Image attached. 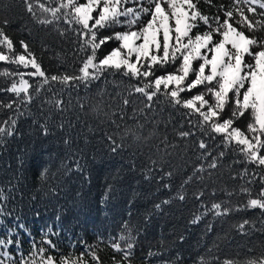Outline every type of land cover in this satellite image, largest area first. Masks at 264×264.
<instances>
[{"label":"trees","instance_id":"16d2710c","mask_svg":"<svg viewBox=\"0 0 264 264\" xmlns=\"http://www.w3.org/2000/svg\"><path fill=\"white\" fill-rule=\"evenodd\" d=\"M42 2L55 7L59 0ZM230 3L213 0L216 6ZM126 7L136 5L130 0ZM199 7L206 15L217 13V7L204 0ZM36 14L51 19L38 7ZM3 19L9 21L5 31L17 51H23L19 42L26 41L48 77L79 74L85 58L79 51L81 37L62 19L42 26L22 0H0ZM147 19L142 17L141 23ZM124 30L121 25L99 29L98 38ZM204 30L200 24L194 31ZM117 46V41L110 40L97 50V56L102 58ZM176 67L158 66L155 75ZM5 70L17 71L15 65L0 61V73ZM25 77L33 86L30 102L21 103V98L0 90V104H13L11 110L0 108V127L7 126L2 122L9 117L16 120L15 134L0 144V191L6 197L0 199V239L20 242L19 252L15 243L8 249L17 264L20 253L28 257L33 244L48 248L45 240L58 249H49V254L75 257L91 249L104 264H113L112 258L119 259L120 253L111 244L129 234L135 244L132 264H199L201 259L206 264L225 260L245 264L264 252V214L259 208L244 207L249 193L256 198L264 189V170L247 163L235 145L226 146L220 136L210 139L193 127L196 116L182 115L185 110L169 106L163 95L154 98L151 110L144 108L145 97L129 95L132 86H143V78L130 79L118 72H104L87 85L72 87L55 82L43 85L39 77ZM12 80L18 81L19 76L0 75V89ZM247 123V115L236 121L242 129ZM129 127L139 140L121 139ZM180 131L193 135L182 138ZM109 136L123 148L110 151ZM201 141L207 144L206 151L199 148ZM213 157L217 167L210 168ZM213 204L221 205V215ZM244 220L249 224L239 231Z\"/></svg>","mask_w":264,"mask_h":264},{"label":"snow or ice","instance_id":"6c2138e0","mask_svg":"<svg viewBox=\"0 0 264 264\" xmlns=\"http://www.w3.org/2000/svg\"><path fill=\"white\" fill-rule=\"evenodd\" d=\"M129 2L59 0L57 6L48 7L42 0H36L35 5L33 0H22L25 10L38 24L48 26L62 19L69 30L76 31L82 41L79 51L85 53V58L80 61L78 75L63 73L48 77L26 41L19 42L23 51H17L14 41L5 31L9 21L0 20V61L15 65L17 69L15 72L5 70L0 75L19 76L18 81L12 80L9 86L0 90L14 94L21 98V103H26L31 100L30 89L33 87L24 78L26 75L41 78L43 85L55 82L68 87L78 83L87 85L99 79L104 72H118L130 79L143 78V86H132L129 95L134 92L145 97L147 103L144 108L151 110L154 98L163 95L164 102L169 106L185 110L182 115L189 118L196 116L192 126L199 128L202 134L210 139L220 136L226 146L235 145V150L244 156L247 163L264 170V35H255L264 33V0H231L228 6H216L213 0H204L210 7H217L214 15L201 11L200 0H131L136 7H126ZM37 7L41 13L49 14L51 19L38 16ZM144 16L148 19L141 23ZM200 24L205 26V30L194 31ZM114 25H121L126 30L98 38L99 29ZM110 40L117 41L118 46L102 58L98 57L97 50ZM197 61L198 67L195 65ZM167 64L178 67L175 71L156 76L157 67ZM20 68L26 71H19ZM29 68L32 71H27ZM194 89L202 90L187 98L181 96V93ZM35 90L39 92L40 89ZM55 103L60 108L61 101ZM123 103L127 105L129 100L125 98ZM0 108L11 110L13 104H0ZM229 108L230 114L225 118ZM246 115L248 123L246 129H242L236 121ZM2 123L7 126L0 127V144L6 137L15 134L16 120L9 117ZM41 128L47 134V128L44 125ZM178 135L187 138L193 133L180 131ZM126 136L140 139L131 127L125 129L121 139ZM108 140L113 153L124 146L111 136ZM199 148L206 151L207 144L201 141ZM223 155L221 152L220 156ZM209 167H217L216 157H213ZM261 180L264 182V175ZM242 191L249 193L246 188ZM249 197L244 207L259 208L264 214V189L256 198H251L250 193ZM0 199H6L2 191ZM180 199H184L183 195ZM212 207L217 210V215L222 214L220 204H213ZM223 214H227V210ZM248 224L249 221L244 220L238 225V230L244 231ZM13 243L19 252V241L0 239V264H17L8 250ZM43 243L48 248L33 244L28 257L20 253V264H104L95 250L87 249L75 257H58L49 254V249L58 251L51 240ZM111 247L120 253L119 259L112 258L113 264H132L135 244L131 234L128 237L121 235L119 242L112 243ZM199 264L206 262L201 259ZM224 264L237 262L225 260ZM245 264H264V252L249 258Z\"/></svg>","mask_w":264,"mask_h":264},{"label":"rangeland","instance_id":"374dc122","mask_svg":"<svg viewBox=\"0 0 264 264\" xmlns=\"http://www.w3.org/2000/svg\"><path fill=\"white\" fill-rule=\"evenodd\" d=\"M199 61L195 62V65L198 67ZM26 71V70H25ZM27 71H32L31 68L27 69ZM26 80L29 81V79L27 77H24Z\"/></svg>","mask_w":264,"mask_h":264}]
</instances>
